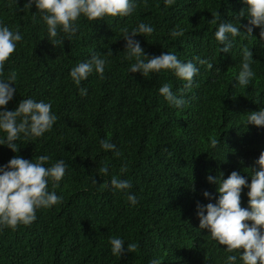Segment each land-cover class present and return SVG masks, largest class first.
<instances>
[{
    "label": "trees",
    "instance_id": "16d2710c",
    "mask_svg": "<svg viewBox=\"0 0 264 264\" xmlns=\"http://www.w3.org/2000/svg\"><path fill=\"white\" fill-rule=\"evenodd\" d=\"M26 3L0 0V22L23 36L5 63V75L17 73L12 85L17 91L7 109L14 111L23 98H33L51 102L58 119L43 137L17 141L18 153L0 145V165L16 155L28 160L48 155L49 164L63 159L68 168L54 189L63 197L61 204L38 210L30 226L0 231V264H226L231 254L200 229L197 205L215 203L204 191L219 195L208 175L223 173L226 179L237 171L250 183L255 161L264 152V128L246 124L248 113L264 108L261 28L254 27L250 37H237L229 53L220 52L214 35L220 21L239 23L246 32L248 19L239 13L247 5L243 0H175L165 7L164 0H136L128 17L95 22L81 17L79 32L61 48L47 39L35 5L29 9ZM215 17L217 24L210 23ZM141 22L155 29L150 36L135 37L148 56L170 51L200 69L179 109L158 89L167 82L179 95L183 81L171 72L144 78L129 70L134 61L125 59L124 32ZM173 29L183 30V36L173 38ZM244 46L253 52L256 75L250 85L240 87L235 77ZM109 50L113 54L105 57L104 78L91 74L81 84L87 95L81 96L71 68ZM197 56L213 68L200 65ZM101 139L116 144L121 155L104 151ZM125 164L127 171L121 174ZM105 165L107 177L99 174ZM113 175L131 181L137 206L113 191ZM247 191L242 207L248 206ZM110 237L122 238L125 249L129 243L137 248L115 257Z\"/></svg>",
    "mask_w": 264,
    "mask_h": 264
},
{
    "label": "clouds",
    "instance_id": "9594fccd",
    "mask_svg": "<svg viewBox=\"0 0 264 264\" xmlns=\"http://www.w3.org/2000/svg\"><path fill=\"white\" fill-rule=\"evenodd\" d=\"M175 0H164L165 7L171 6ZM247 5L240 13V17H247V31H241L239 23L220 21L214 33L220 52H232L237 37L247 38L252 36L254 27L261 28L260 36L264 38V0H243ZM35 5L43 24L47 29V39L53 46L63 48L65 39L72 41L80 29L78 21L81 17L95 22L106 17H128L136 7V0H27L26 8L31 9ZM218 17L210 23L217 24ZM155 31L153 26L139 23L131 32H124L125 59L134 61L130 64V72H139L144 78L150 74L171 72L176 78L183 81V89L180 94L172 90L170 83H163L158 89L164 100L174 108L185 106L184 93L192 89L194 77L200 69L193 60L187 62L178 59L174 52L166 51L159 56H148L141 46L137 35L150 36ZM183 30L173 29L170 35L173 38L183 36ZM23 39L20 31L12 30L9 26L0 22V145H6L13 152L18 153L17 141L22 138L35 140L43 137L45 133L53 129L57 122V115L52 111V103L33 98H23L14 111L7 109V105L13 100L16 93L15 84L17 73L15 71L4 73L5 63L9 61L16 51L17 45ZM223 46V47H221ZM111 50L103 56L93 53L83 62L77 63L70 70L73 83L79 88L81 96L87 95V89L81 87L94 72L103 79L105 66L108 63L106 56H111ZM241 63L236 83L240 87L250 85L255 72L253 52L247 46L241 49ZM200 65H207L208 69L213 64L207 59L194 58ZM258 102V101H257ZM247 125L264 128V108L248 113ZM104 151H112L116 156L121 153L117 146L108 139L99 141ZM216 140L212 141L215 147ZM50 156L40 155L33 160H28L20 155L11 158L6 164L0 165V231L5 228L16 230L20 225L30 226L37 219V211L51 209L63 201V197L57 195L54 189H58L66 175L68 165L63 159L49 164ZM258 167L252 168L251 182L237 171H232L225 179L224 174L219 177L207 176L209 183L217 184L218 196L208 191L203 196L215 203L197 205V216L200 221V229L207 230L216 244L225 245L223 249L227 255L226 264H264V152L255 161ZM127 171V165H122L120 173ZM99 174L103 177L109 175L107 165L99 168ZM93 182L96 181L93 179ZM53 190H49V186ZM110 186L114 192H122L127 202L135 207L138 205L137 196L130 191L132 183L128 179L113 175ZM248 189L247 207L241 206V197L244 189ZM250 222V223H249ZM111 254L121 258L125 252H134L135 243L127 244L119 237H110ZM243 249V253L238 250ZM150 264H159L158 260H152Z\"/></svg>",
    "mask_w": 264,
    "mask_h": 264
}]
</instances>
